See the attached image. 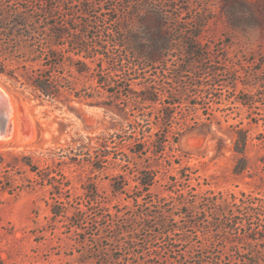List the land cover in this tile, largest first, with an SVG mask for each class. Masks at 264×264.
Instances as JSON below:
<instances>
[{
    "label": "rangeland",
    "instance_id": "374dc122",
    "mask_svg": "<svg viewBox=\"0 0 264 264\" xmlns=\"http://www.w3.org/2000/svg\"><path fill=\"white\" fill-rule=\"evenodd\" d=\"M54 14L101 43L89 73L66 50L60 71L102 104L0 74L16 111L0 140V264H264V0H73ZM125 43L167 49L150 63Z\"/></svg>",
    "mask_w": 264,
    "mask_h": 264
},
{
    "label": "trees",
    "instance_id": "16d2710c",
    "mask_svg": "<svg viewBox=\"0 0 264 264\" xmlns=\"http://www.w3.org/2000/svg\"><path fill=\"white\" fill-rule=\"evenodd\" d=\"M38 1L40 3L33 6L25 0H13L12 2L0 0V74L19 82L20 85H27L36 96L43 99H58L63 92H68L79 101L84 100L90 105L102 104L95 99L94 93L88 87L77 85L74 73L66 74L60 71L66 50L77 56L74 58L68 55L74 71L79 75L89 73L91 69L89 62H95V56L99 53L101 43L88 45L84 36L88 28L85 21L83 24L86 29L83 30L72 26L77 23L74 20H71V25L68 21L55 19L54 12L59 11L66 2L73 0H55V5H50V0ZM86 12L87 7H83L81 13L87 15ZM192 36L198 38L199 34L194 33ZM122 46L131 51L134 56L150 63L158 61L162 50L167 49L163 43L150 47L143 45L128 47L126 43ZM187 46L188 43L185 47ZM191 46L189 51H185L187 56L195 53L191 50L195 47ZM180 71L183 72V69ZM151 93L153 97L145 95L144 100L155 101L156 89ZM169 116L166 118L171 120ZM246 141V130L237 128L232 143V150L237 155L233 166L235 173H240L246 168ZM160 144L163 145V141ZM98 150L100 148L97 147L96 152ZM151 180L143 181L140 178V183L142 187L147 188ZM239 200L247 204L250 209H256L253 201ZM228 204L229 201L224 199L217 203L223 207L224 212ZM53 213L54 215L59 214L57 211ZM160 213L163 215L164 211ZM183 236L181 239L185 238Z\"/></svg>",
    "mask_w": 264,
    "mask_h": 264
},
{
    "label": "bare ground",
    "instance_id": "6f19581e",
    "mask_svg": "<svg viewBox=\"0 0 264 264\" xmlns=\"http://www.w3.org/2000/svg\"><path fill=\"white\" fill-rule=\"evenodd\" d=\"M0 97L5 99V105H4L3 111H1V113L2 114L4 113L5 119H6V128L2 133H0V140H3V139L6 140V138L8 136L6 134H7V126L9 125V119L11 120L12 125H14L15 124L16 111H15L13 102L10 101L11 96H9V94L2 87H0ZM9 115H10V118H9Z\"/></svg>",
    "mask_w": 264,
    "mask_h": 264
},
{
    "label": "water",
    "instance_id": "95a60500",
    "mask_svg": "<svg viewBox=\"0 0 264 264\" xmlns=\"http://www.w3.org/2000/svg\"><path fill=\"white\" fill-rule=\"evenodd\" d=\"M0 97V133H2L6 128V119L4 113L2 114L1 111H3V107L5 105V99Z\"/></svg>",
    "mask_w": 264,
    "mask_h": 264
}]
</instances>
